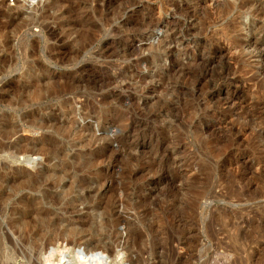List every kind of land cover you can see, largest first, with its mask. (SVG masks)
<instances>
[{"label": "rangeland", "instance_id": "obj_1", "mask_svg": "<svg viewBox=\"0 0 264 264\" xmlns=\"http://www.w3.org/2000/svg\"><path fill=\"white\" fill-rule=\"evenodd\" d=\"M57 219L105 264H264V0H0L2 263Z\"/></svg>", "mask_w": 264, "mask_h": 264}, {"label": "bare ground", "instance_id": "obj_2", "mask_svg": "<svg viewBox=\"0 0 264 264\" xmlns=\"http://www.w3.org/2000/svg\"><path fill=\"white\" fill-rule=\"evenodd\" d=\"M25 6V5H24ZM2 149V148H1ZM42 177H44V176H42ZM41 177V178H42ZM22 178V177H21ZM27 178V177H26ZM33 178H35V177H33ZM40 178V177H39ZM36 179H37V177H36ZM24 180H25V178H24ZM31 180V179H30ZM18 181H20V180H18ZM25 181H27V180H25ZM31 181H33V180H31ZM38 181V180H37ZM40 181H42V180H40ZM13 182V181H12ZM17 182V181H16ZM30 182V181H29ZM35 182H36V180H35ZM5 183V182H4ZM33 183V182H32ZM31 183V184H32ZM26 184V183H25ZM30 184V183H29ZM34 184H37V183H33L32 185H34ZM38 184H40V182L38 183ZM32 185H30V186H32ZM26 186H27V184H26ZM28 187V186H27ZM26 187V189H28ZM37 187V186H36ZM36 187H34V188H36ZM25 188V187H24ZM30 189H31V187H30ZM3 202V201H2ZM2 202H1V204H2ZM4 205V204H3ZM68 208V207H67ZM73 208V207H72ZM71 208V209H72ZM76 208V207H75ZM3 210H4V208H3ZM60 210V209H59ZM65 210H67V209H65ZM65 210H63L64 212H65ZM76 210V209H75ZM34 211V210H33ZM38 211V210H37ZM46 211H48V210H46ZM50 211V210H49ZM73 211V210H72ZM67 212V211H66ZM47 213V212H46ZM72 213V212H71ZM75 213V212H74ZM22 214V213H21ZM20 214V215H21ZM35 214V213H34ZM36 214H37V212H36ZM69 214H70V212H69ZM9 215V214H8ZM40 215V214H39ZM46 215V214H45ZM44 215V216H45ZM49 215V214H48ZM47 215V216H48ZM68 215V214H67ZM72 215V214H71ZM26 216H27V214H26ZM34 217L36 216V215H33ZM70 216V215H69ZM2 217V216H1ZM31 218H32V216H30ZM39 217V216H38ZM57 217V216H56ZM75 217V216H74ZM23 218V217H22ZM37 218V217H36ZM44 218V217H43ZM58 218V217H57ZM62 218V217H61ZM79 218H80V216H79ZM78 218V219H79ZM28 219H30V218H28V217H26V218H23V220L20 222H15L14 223V225H16V227L17 226H19V225H21V227L23 226V229L25 228H27V230L28 231H32V228H35V224L33 223V219H31V220H28ZM37 219H39V218H37ZM40 219H41V217H40ZM53 219V218H52ZM68 219H72V218H67V220ZM76 218H74V220H75ZM36 220V219H35ZM46 220V219H45ZM54 220V219H53ZM55 220H56V218H55ZM58 220V219H57ZM67 220H64V221H67ZM41 221V220H40ZM43 221V220H42ZM48 221V220H47ZM51 221V220H50ZM71 221V220H70ZM77 221V220H76ZM60 223V224H59ZM65 223H68V222H65ZM73 223V224H72ZM72 223H71V226L72 225H74V222L72 221ZM39 224V223H38ZM38 224H36V226H38ZM40 224H42L41 222H40ZM49 224V223H48ZM62 222H61V220H60V222H59V220L58 221H56L55 223H54V226L56 227H52L51 228V234L50 235H46L44 232H42V230H39L38 229V231H39V233H42V235H43V233L46 235L45 236V242H42V241H44V240H42L41 242L43 243L41 246H39V247H41L40 248V250H39V247H36L37 245H38V243H37V241H40L39 239H37V237L35 238V239H37V241L36 242H34V243H37V245L35 246V248H37V250H36V252H35V263L34 264H40L39 263V261L41 260L40 259V257H41V255H42V253H43V251L44 252H46V251H48V250H46V249H49L50 247H54V248H51V251H50V255L47 257V258H45L44 259V262L45 263H47V264H105L104 263V256H103V253H105V254H107V252H108V255H110V256H113L115 253V247H114V245H113V243H112V245L110 244V243H106V242H104V241H99V242H97V243H89V242H87L86 244L85 243H82V240L83 239H85L84 237L85 236H81V235H79L78 233H77V231L74 229L73 230V227L74 226H72L71 228H70V224H68V226L67 227H69L68 229H67V231H69V233H67V232H64L63 230V232L61 231V230H59L60 228H59V226H57V225H61V227H62ZM12 225H13V223H12ZM34 227H33V226ZM76 225V224H75ZM40 226L41 225H39V228H40ZM49 226V225H48ZM53 226V225H52ZM4 227V226H3ZM14 227V226H13ZM15 227V228H16ZM42 227V226H41ZM29 228H31V229H29ZM47 228V227H46ZM65 228V227H64ZM76 228V227H75ZM8 229H9V227H8ZM18 229H19V227H18ZM17 229V230H18ZM16 230V229H15ZM16 230V231H17ZM36 230H37V228H36ZM43 230H44V228H43ZM48 230V229H47ZM66 230V229H65ZM10 231V230H9ZM15 231V232H16ZM20 231H22V229H20ZM24 231V230H23ZM22 231V232H23ZM13 232H14V230H13ZM14 232V233H15ZM27 232V231H26ZM26 232L24 233V234H26ZM29 232V233H30ZM48 232V231H47ZM39 233H37V234H39ZM32 234V233H31ZM36 234V233H35ZM36 234V235H37ZM87 234V233H86ZM85 234V235H86ZM35 235V236H36ZM8 236V235H7ZM19 236V235H18ZM21 236V235H20ZM19 236V237H20ZM22 236H24L23 234H22ZM26 236V235H25ZM28 236H29V234H28ZM31 236H33V235H31ZM30 236V237H31ZM37 236H41V235H37ZM44 236V235H43ZM87 236H89V234L87 235ZM42 237V236H41ZM40 237V238H41ZM102 237V236H101ZM115 237H117V236H115ZM34 238V237H33ZM103 238H105V237H103ZM2 239V238H1ZM22 239H23V237H22ZM26 239V237L23 239V240H25ZM41 239H43V238H41ZM106 240L108 239V238H105ZM113 239V238H112ZM115 239V238H114ZM113 239V240H114ZM33 240V239H32ZM126 240V239H125ZM7 241H8V239H7ZM13 241V240H12ZM27 241H29V240H27L26 239V242ZM114 241H116V239L114 240ZM127 241V240H126ZM125 241V242H126ZM2 242H3V240H2ZM14 242V241H13ZM24 242V241H23ZM25 242V243H26ZM31 242V241H30ZM116 242H118L119 243V241H116ZM27 243H29V242H27ZM34 243L32 244V245H34ZM24 244V243H23ZM41 244V243H40ZM118 245H120V244H118ZM125 245H128V244H126L125 243ZM3 245L1 244V240H0V253H1V251H2V248L4 247H2ZM26 246V245H25ZM28 246V245H27ZM24 247V246H23ZM29 247V246H28ZM30 248V247H29ZM34 248V247H33ZM117 248H119V247H117ZM127 248V247H126ZM22 249V248H21ZM27 249V248H26ZM32 249V248H31ZM128 249H129V247H128ZM35 250V249H34ZM46 250V251H45ZM65 250H67V252L68 251H71L70 253L72 254V256H71V259H70V261H65V256L63 257V255H65ZM124 250V249H123ZM125 250H127V249H125ZM32 251V250H31ZM23 253H24V250L22 251ZM26 252V251H25ZM28 252V251H27ZM66 252V253H67ZM128 253H129V250L127 251ZM18 253V252H17ZM54 253H57V254H60L59 256H55L54 255ZM118 253V252H117ZM127 253V254H128ZM25 254V253H24ZM33 254V253H32ZM53 256H55V258L56 259H54L53 258ZM109 256V257H110ZM2 256H0V264H3L2 262H3V260H2V258H1ZM26 257V256H25ZM59 259H58V258ZM134 257V255L132 256V258ZM26 258H28V257H26ZM128 258H129V256H128ZM138 258V257H137ZM25 259V258H24ZM116 259V258H115ZM114 259V260H115ZM139 259V258H138ZM4 260H5V257H4ZM27 260V259H26ZM136 261H137V259H135ZM29 261H32V260H29ZM128 261V260H127ZM136 261H134V260H132L131 259V264H136ZM139 261V260H138ZM5 262V261H4ZM140 262V261H139ZM138 262V263H139ZM30 263V262H29ZM107 263V262H106ZM112 263V262H111ZM119 264H120V262H118ZM117 263V264H118ZM130 263V262H129ZM6 264H7V262H6ZM122 264V263H121Z\"/></svg>", "mask_w": 264, "mask_h": 264}, {"label": "built area", "instance_id": "obj_3", "mask_svg": "<svg viewBox=\"0 0 264 264\" xmlns=\"http://www.w3.org/2000/svg\"><path fill=\"white\" fill-rule=\"evenodd\" d=\"M35 1L37 0H7V3L11 6L16 5V4H21V3H27L32 5Z\"/></svg>", "mask_w": 264, "mask_h": 264}]
</instances>
